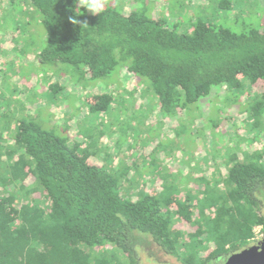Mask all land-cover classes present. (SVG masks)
<instances>
[{
    "label": "trees",
    "instance_id": "trees-1",
    "mask_svg": "<svg viewBox=\"0 0 264 264\" xmlns=\"http://www.w3.org/2000/svg\"><path fill=\"white\" fill-rule=\"evenodd\" d=\"M237 1L222 0L216 8L232 11ZM3 10L16 26L8 30L16 35L13 51L31 47L35 53L26 60L82 69L85 79H106L114 90L82 98L85 115L75 135L83 142L71 139L68 126L59 135L43 128L37 114L17 120L0 107V264H138L148 246L180 264H203V258L222 264L253 243L254 229H264V140L227 156L224 176L218 171L214 180L195 182L202 184L195 194L183 187L178 203L181 187L169 183V174H158L159 187L148 192L143 179L152 175L139 174L134 163L114 169L111 160L107 167L88 160L103 137L98 117L123 111L115 93H127L118 83L125 71L137 84L128 98L136 91L142 100L153 98L172 118L190 115L189 107L216 100L222 90L226 103L237 104L247 87L261 82L262 92L243 108L246 132L264 133L263 26L235 31L196 19L178 34L163 19L144 11L124 14L108 0L97 13L85 0H7ZM33 20L45 29L39 42L29 32ZM54 79L41 83L58 105L64 87ZM179 222L195 230L175 229Z\"/></svg>",
    "mask_w": 264,
    "mask_h": 264
},
{
    "label": "rangeland",
    "instance_id": "rangeland-1",
    "mask_svg": "<svg viewBox=\"0 0 264 264\" xmlns=\"http://www.w3.org/2000/svg\"><path fill=\"white\" fill-rule=\"evenodd\" d=\"M108 1L124 14L129 11H144L147 16L163 19L169 27L176 26L178 34L186 32L196 19H204L213 26H224L235 31H240L248 25L264 28V0H238V7L225 12L216 8L222 0ZM6 7L7 0H0V10ZM2 14L5 24L0 23L1 110L11 113V117L17 120L29 116L34 118L33 114H37L39 117L34 119L43 128L62 135L63 130L67 133L65 127L68 126L71 139H77L75 135L77 126L85 115L82 98L100 94L105 90L111 92L114 86L107 88L106 79L89 81L80 75L83 73L82 69L77 72L66 64L57 62L39 64L31 61L32 56L26 60L28 54L35 53L34 49L30 47L23 53L12 50L14 46L12 37L16 35L9 33L8 30L16 26L12 23L8 10H3ZM238 14L240 15L237 17ZM30 25L29 32H36L35 41L39 42V37L45 30L44 26L36 20L30 21ZM16 46L20 49L22 44ZM13 73H16V76L12 77ZM74 75L84 81L81 82L82 85L72 81ZM51 76L64 87L63 92L59 94L61 96L58 97V105L56 101L49 100L41 83L43 77L51 79ZM119 80L121 91L124 89L127 92L122 94L119 90L115 93L118 100L123 102L121 107L123 111L118 116L108 119L98 117L97 130L102 132L103 137L95 139L97 143L89 151L92 156L88 161L107 167V161L111 160L114 169L134 163L139 168V174L145 172L152 175L151 180L148 177L143 179L147 183L145 189L148 192L159 187V181L156 180L158 174H169L171 176L169 183L181 187L179 196L175 198V202L178 203L184 198L183 187L195 194V190L200 191L202 188V184L195 185V182H203L207 178L210 181L214 180L215 174L219 175V172L220 176H224L223 166L227 156L235 152L240 154L242 149L247 151L252 144L260 147L259 139L264 140L263 132L248 131L251 134L246 132V114L243 108L249 96L262 92L261 82L247 87L237 104L226 103L223 98L225 91L222 90L216 100L213 99L212 102L205 100L189 107L190 115L189 112H179L176 118H172L160 112L153 98L147 97L142 100L137 91L133 98H128V93L137 88L133 76L128 72L120 73ZM53 106H56V109L51 111ZM78 106L80 111H77ZM215 122L217 128L213 129L212 123ZM77 140L83 142L80 137ZM129 147L131 150L128 152ZM130 175L132 176V172ZM197 178L202 181H196ZM133 187L137 188L136 185ZM136 188L132 192L135 193ZM175 206L174 203L172 207ZM176 228L182 229L184 233H192L195 230L184 222L177 223ZM254 235L253 242L262 237L261 227L254 229ZM138 257V264H180L174 258L159 253L154 246L143 248ZM202 260L203 264H206L205 259Z\"/></svg>",
    "mask_w": 264,
    "mask_h": 264
},
{
    "label": "water",
    "instance_id": "water-1",
    "mask_svg": "<svg viewBox=\"0 0 264 264\" xmlns=\"http://www.w3.org/2000/svg\"><path fill=\"white\" fill-rule=\"evenodd\" d=\"M258 246L247 247L230 255L224 264H264V239Z\"/></svg>",
    "mask_w": 264,
    "mask_h": 264
},
{
    "label": "clouds",
    "instance_id": "clouds-1",
    "mask_svg": "<svg viewBox=\"0 0 264 264\" xmlns=\"http://www.w3.org/2000/svg\"><path fill=\"white\" fill-rule=\"evenodd\" d=\"M87 9L91 10L93 13H97L101 8V0H85ZM77 23V21H75Z\"/></svg>",
    "mask_w": 264,
    "mask_h": 264
},
{
    "label": "flooded vegetation",
    "instance_id": "flooded-vegetation-1",
    "mask_svg": "<svg viewBox=\"0 0 264 264\" xmlns=\"http://www.w3.org/2000/svg\"><path fill=\"white\" fill-rule=\"evenodd\" d=\"M261 231H262V237L259 239V240H257V241H252L253 243H251V245L250 246H248V247H251V246H257V247H259L258 245L262 242V240L264 239V229L261 227ZM228 258V257H227ZM227 258H225L224 259V262L222 263V264H224L225 262H226V260H227Z\"/></svg>",
    "mask_w": 264,
    "mask_h": 264
},
{
    "label": "built area",
    "instance_id": "built-area-1",
    "mask_svg": "<svg viewBox=\"0 0 264 264\" xmlns=\"http://www.w3.org/2000/svg\"><path fill=\"white\" fill-rule=\"evenodd\" d=\"M261 237V236H260Z\"/></svg>",
    "mask_w": 264,
    "mask_h": 264
}]
</instances>
